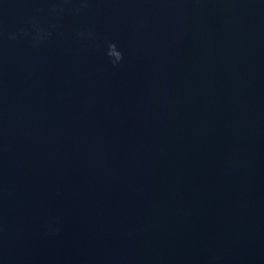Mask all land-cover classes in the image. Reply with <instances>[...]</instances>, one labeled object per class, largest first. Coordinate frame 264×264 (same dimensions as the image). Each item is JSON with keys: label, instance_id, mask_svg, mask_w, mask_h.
Here are the masks:
<instances>
[{"label": "water", "instance_id": "water-1", "mask_svg": "<svg viewBox=\"0 0 264 264\" xmlns=\"http://www.w3.org/2000/svg\"><path fill=\"white\" fill-rule=\"evenodd\" d=\"M35 7L0 0L5 29ZM61 25L0 43V264H264V0H94Z\"/></svg>", "mask_w": 264, "mask_h": 264}, {"label": "clouds", "instance_id": "clouds-1", "mask_svg": "<svg viewBox=\"0 0 264 264\" xmlns=\"http://www.w3.org/2000/svg\"><path fill=\"white\" fill-rule=\"evenodd\" d=\"M47 7H35L27 16L23 25L14 31H7L3 23L4 11L0 9V43L5 39L10 42L27 41L34 49L41 48L51 40L64 38L61 21L66 15L80 16L86 14L94 0H43ZM73 39L82 45L95 43L97 35L92 28L82 27L73 34ZM104 56L112 68H118L124 61V53L116 42H104ZM56 229L50 227V232Z\"/></svg>", "mask_w": 264, "mask_h": 264}]
</instances>
